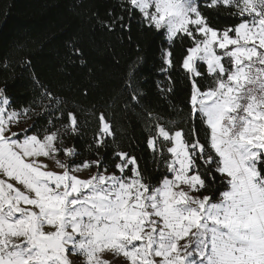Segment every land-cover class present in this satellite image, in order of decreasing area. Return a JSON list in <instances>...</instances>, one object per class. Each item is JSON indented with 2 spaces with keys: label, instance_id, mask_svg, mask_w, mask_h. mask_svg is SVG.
Instances as JSON below:
<instances>
[{
  "label": "snow or ice",
  "instance_id": "6c2138e0",
  "mask_svg": "<svg viewBox=\"0 0 264 264\" xmlns=\"http://www.w3.org/2000/svg\"><path fill=\"white\" fill-rule=\"evenodd\" d=\"M91 18L130 44L133 21L162 37L165 108L145 104L139 43L126 96L109 104L143 122L153 167L117 142L107 111H86L35 73L23 103L0 81V264H264V0H116ZM173 72L182 106L170 102Z\"/></svg>",
  "mask_w": 264,
  "mask_h": 264
},
{
  "label": "trees",
  "instance_id": "16d2710c",
  "mask_svg": "<svg viewBox=\"0 0 264 264\" xmlns=\"http://www.w3.org/2000/svg\"><path fill=\"white\" fill-rule=\"evenodd\" d=\"M115 3L116 0H0V57L9 58L12 65L5 69L0 64V81L7 79L9 91L18 103H23L33 94L31 75L35 73L45 85L86 111H107L113 118L117 142L124 146L131 143L136 154L143 157L141 164L151 170V156L144 146L143 122L135 114L124 113L109 104L110 98L117 94L118 103L126 96L122 85L129 65L138 55L135 43H139L143 49L139 54L145 62L136 74V81L146 93L145 104L165 108L169 101L158 95L156 87V81L164 79L157 73L162 37L144 31L135 21L131 44L128 33L102 30L91 14L98 12L103 17L106 9ZM216 22L223 25L230 21L218 16ZM71 44L82 49L86 68L80 66V58L70 57ZM175 49L178 57L179 42ZM22 58L31 60V68L18 65ZM70 59L75 63H70ZM172 75L176 83L170 102L182 106L186 83L179 72ZM85 86L89 89L87 97L81 95ZM87 118L94 128L95 117Z\"/></svg>",
  "mask_w": 264,
  "mask_h": 264
}]
</instances>
